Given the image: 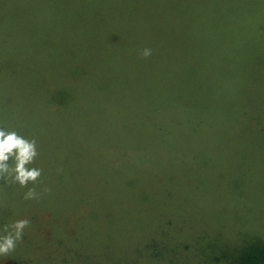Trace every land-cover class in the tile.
<instances>
[{"label": "rangeland", "instance_id": "obj_1", "mask_svg": "<svg viewBox=\"0 0 264 264\" xmlns=\"http://www.w3.org/2000/svg\"><path fill=\"white\" fill-rule=\"evenodd\" d=\"M0 127L34 138L42 169L0 178V229L31 221L0 264L264 244V0H0Z\"/></svg>", "mask_w": 264, "mask_h": 264}, {"label": "clouds", "instance_id": "obj_2", "mask_svg": "<svg viewBox=\"0 0 264 264\" xmlns=\"http://www.w3.org/2000/svg\"><path fill=\"white\" fill-rule=\"evenodd\" d=\"M152 49L144 48L140 55L148 58ZM39 155L36 140L25 138L15 130L0 127V178L7 183H18L21 187H27L30 183L36 184L42 175V169L29 167ZM12 163H9V160ZM14 162V163H13ZM44 192L51 189L45 187ZM40 193L35 188H29L24 194L25 200H39ZM31 226L29 219H19L6 223L0 229V256L10 255L17 244L22 240L24 230Z\"/></svg>", "mask_w": 264, "mask_h": 264}, {"label": "trees", "instance_id": "obj_3", "mask_svg": "<svg viewBox=\"0 0 264 264\" xmlns=\"http://www.w3.org/2000/svg\"><path fill=\"white\" fill-rule=\"evenodd\" d=\"M152 25H155V29L150 28L152 30L172 31L171 23L169 24L166 19L154 22ZM62 102L64 104L67 103V101L65 100L58 99V100H49L45 105L47 109H51V107H53V109H56L55 107L59 106L60 109L59 113L61 114L62 112H64L63 118H61V115H59L61 119L60 122L70 117L69 112L61 106ZM213 243L214 242L210 241L207 247L208 249H214V251L217 252L216 255H218V257L215 259V261H208V264H219V261L221 259L225 261V264H264V244L256 243V244H249L247 246H243L242 249L239 252H237L236 256H233L231 253H229L228 251H224L223 249L217 248L215 246L210 247ZM216 248L218 250L220 249L219 252L217 251ZM178 258L179 256H172L168 260V263L173 264L174 262L177 261ZM185 261L181 262V264H186L187 262L185 263Z\"/></svg>", "mask_w": 264, "mask_h": 264}]
</instances>
